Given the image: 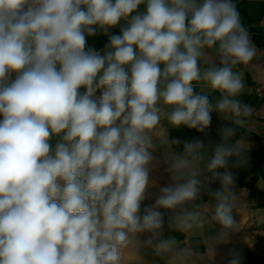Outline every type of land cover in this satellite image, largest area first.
Returning a JSON list of instances; mask_svg holds the SVG:
<instances>
[{
	"label": "clouds",
	"instance_id": "obj_1",
	"mask_svg": "<svg viewBox=\"0 0 264 264\" xmlns=\"http://www.w3.org/2000/svg\"><path fill=\"white\" fill-rule=\"evenodd\" d=\"M258 52L234 0H0V264H124L146 248L196 264L166 222L214 221L217 243L238 231L229 139L254 115L240 97Z\"/></svg>",
	"mask_w": 264,
	"mask_h": 264
},
{
	"label": "crops",
	"instance_id": "obj_2",
	"mask_svg": "<svg viewBox=\"0 0 264 264\" xmlns=\"http://www.w3.org/2000/svg\"><path fill=\"white\" fill-rule=\"evenodd\" d=\"M241 14L242 23L248 29L250 39L259 50L250 65L245 66L246 92L240 97L242 102L249 104L254 110V115L248 120L247 127L237 128L235 137L229 143L239 142L241 155L230 160L231 170L236 175L233 190L237 195L234 208V217L239 222L238 231L234 232L227 240L215 242L210 238L216 237L220 226L212 221L206 223L203 229L180 231L169 227L167 222L164 228V237L175 236L179 247H189L199 256L192 257L196 264H227L231 253H239L241 264H264V0H234ZM114 34H119V28L112 29ZM107 43V37L98 34L88 38V46L102 50ZM83 91V89L81 90ZM99 95V91L97 92ZM219 94L213 93L212 99ZM221 117L213 113L210 136L219 139L217 129ZM225 123H231L225 121ZM169 138L179 137L190 139L201 136L195 129L181 127L170 128L165 124ZM163 135V132L160 133ZM207 142V141H206ZM182 151V146L174 149ZM163 149H157L155 156L161 157ZM211 154L210 152L208 153ZM201 161V168L204 167ZM163 162L154 176L161 185L168 183V176L164 172ZM206 175H210L205 172ZM213 189L219 188V183L214 182ZM154 200H146L145 205ZM200 211L210 220L214 203L212 197L203 195L197 202ZM144 205H142L143 207ZM209 247L216 251V255L208 253ZM124 264H168V257L156 256L151 249H143L139 256L129 251L124 253ZM202 257V258H201Z\"/></svg>",
	"mask_w": 264,
	"mask_h": 264
}]
</instances>
